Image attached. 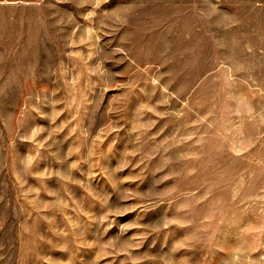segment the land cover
Wrapping results in <instances>:
<instances>
[{"label":"rangeland","instance_id":"374dc122","mask_svg":"<svg viewBox=\"0 0 264 264\" xmlns=\"http://www.w3.org/2000/svg\"><path fill=\"white\" fill-rule=\"evenodd\" d=\"M0 264H264V0H0Z\"/></svg>","mask_w":264,"mask_h":264}]
</instances>
